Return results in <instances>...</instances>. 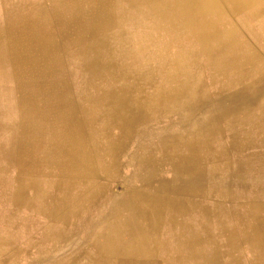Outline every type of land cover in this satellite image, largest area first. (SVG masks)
Wrapping results in <instances>:
<instances>
[{
    "label": "rangeland",
    "instance_id": "374dc122",
    "mask_svg": "<svg viewBox=\"0 0 264 264\" xmlns=\"http://www.w3.org/2000/svg\"><path fill=\"white\" fill-rule=\"evenodd\" d=\"M230 2L0 0V264H264V0Z\"/></svg>",
    "mask_w": 264,
    "mask_h": 264
},
{
    "label": "bare ground",
    "instance_id": "6f19581e",
    "mask_svg": "<svg viewBox=\"0 0 264 264\" xmlns=\"http://www.w3.org/2000/svg\"><path fill=\"white\" fill-rule=\"evenodd\" d=\"M93 1H95V0H93ZM105 1V0H104ZM114 1V0H113ZM160 0H152V2L154 3V5L155 6H160V7H163L164 9H166L168 12H170V10H173V9H180V10H183V11H190V12H192L194 15H196L197 17L198 16H208V15H211L212 13H214V14H217V15H228V14H230V11H228L227 9L228 8H226V6H225V1L226 0H172V2H165V3H158ZM228 1H231L232 3H233V5H234V9H235V11H236V8L237 9H239V10H242V9H245V8H247V7H250V6H252L253 4H255V3H257L258 2V0H228ZM99 2V1H98ZM230 2V3H231ZM102 3H104L103 1H102ZM110 4V3H109ZM228 4V3H227ZM91 5V4H90ZM104 6V5H103ZM229 6V5H228ZM93 7V6H92ZM91 7V8H92ZM96 7V6H95ZM109 8H110V6H108ZM94 8V7H93ZM97 8V7H96ZM101 8H102V6H101ZM97 9H99L100 10V8H97ZM4 10V9H3ZM108 10V9H107ZM232 10H233V8H232ZM93 11H95V10H93ZM106 10H104V12H105ZM110 11V10H109ZM95 12H99V11H95ZM107 12V11H106ZM189 12V13H190ZM102 13H103V11H102ZM236 13V12H235ZM90 14V13H89ZM89 14H88V16H89ZM95 14V13H94ZM109 14V13H108ZM23 16L24 15H22V18H23ZM26 17V16H25ZM90 17V16H89ZM258 17V16H257ZM86 18H84L83 20H85ZM109 19H112V18H110L109 17ZM115 19V18H114ZM18 20V19H17ZM81 21H82V19H80V23H81ZM189 22H192V19H190V20H188ZM22 22V21H21ZM85 22V21H84ZM90 23H92V24H104V21H102V19H100V18H97V19H94V20H91V21H89L88 22V24H90ZM28 28V27H27ZM137 30V29H136ZM33 32H35V31H33ZM37 32V31H36ZM35 32V33H36ZM30 34V33H29ZM144 34V33H143ZM38 35H40V34H38ZM14 37V36H13ZM218 38H220L221 40H223V39H226V38H229L230 37V35L227 33V34H225V35H220V36H217ZM33 38V37H32ZM108 38H109V36H108ZM36 39V38H35ZM50 40V39H49ZM48 40V41H49ZM71 40V39H70ZM134 40H135V38H134ZM5 41H7V40H5ZM38 41V40H37ZM51 41V40H50ZM54 41V40H53ZM112 42V41H111ZM30 43V42H29ZM48 43V42H47ZM94 43V42H93ZM16 44V43H15ZM75 44V43H74ZM97 44V43H96ZM118 44V43H117ZM152 44V43H151ZM110 45V44H109ZM2 46V45H1ZM0 46V47H1ZM39 46V45H38ZM74 46V45H73ZM93 46V45H92ZM102 46V45H101ZM105 46V45H104ZM136 46V45H135ZM6 47V46H5ZM18 47H19V45H18ZM30 47V46H29ZM35 47V46H34ZM44 47V46H43ZM100 47V46H99ZM152 46H150V48H151ZM7 48V47H6ZM3 49H4V47H3ZM24 49H26V48H24ZM55 49V48H54ZM60 49V48H59ZM64 49V48H63ZM100 49V48H99ZM109 49V48H108ZM26 50H28V49H26ZM34 50V49H33ZM57 50V49H56ZM61 50V49H60ZM111 50V49H110ZM146 50V49H145ZM9 51V50H8ZM54 51V50H53ZM148 51V50H147ZM26 52V51H25ZM36 52V51H35ZM40 52V51H39ZM52 52V51H51ZM62 52V51H61ZM64 52V51H63ZM27 53V52H26ZM28 53H30V54H32V52H28ZM58 53V52H57ZM86 53V52H85ZM94 53V52H93ZM109 53V52H108ZM13 54V53H12ZM87 54H90V53H87ZM122 54V53H121ZM157 54V53H156ZM3 55H5V54H2V56ZM69 55V54H68ZM81 55V54H80ZM82 55H83V53H82ZM97 55V54H96ZM95 55V56H96ZM105 55H106V53H105ZM11 56V55H10ZM32 56V55H31ZM57 56V55H56ZM87 56V55H86ZM94 56V55H93ZM65 57V56H64ZM68 57V56H67ZM81 57V56H80ZM88 57V56H87ZM117 57V56H116ZM135 57H136V55H135ZM140 57V56H139ZM5 58V57H4ZM11 58V57H10ZM89 58V57H88ZM112 58V57H111ZM45 59V58H44ZM48 59V58H47ZM46 59V60H47ZM57 59V58H56ZM113 59V58H112ZM111 59V60H112ZM14 60V59H13ZM67 60V59H66ZM77 60V59H76ZM75 60V61H76ZM144 60V59H143ZM36 61V60H35ZM53 61V60H52ZM183 61V60H182ZM12 62V61H11ZM10 62V63H11ZM44 62V61H43ZM83 62V61H82ZM115 62V61H114ZM10 63H8V64H10ZM50 63V62H49ZM76 63V62H75ZM12 64H13V62H12ZM32 64V63H31ZM35 64H36V62H35ZM78 64V63H77ZM46 65H48V64H46ZM153 65H154V63H153ZM44 66H45V64H44ZM48 66H50V65H48ZM47 66V67H48ZM55 66V65H54ZM81 66V65H80ZM29 67V66H28ZM59 67H61V66H59ZM77 67V66H76ZM82 67V66H81ZM160 67V66H159ZM46 68V67H45ZM50 68V67H49ZM123 68V67H122ZM126 68H128V67H126ZM37 69V68H36ZM78 69V68H77ZM121 69V68H120ZM49 70V69H48ZM51 70V69H50ZM50 70H49V72H50ZM81 70V69H80ZM116 70V69H115ZM56 71V70H55ZM171 71V70H170ZM52 72H53V69H52ZM57 72V71H56ZM118 72V71H117ZM206 72V71H205ZM207 73V72H206ZM73 74V73H72ZM101 74V73H100ZM106 74H107V72H106ZM117 74V73H116ZM108 75H109V73H108ZM104 76H106V75H104ZM110 76V75H109ZM113 77V76H112ZM75 78V77H74ZM108 78V77H107ZM73 79V78H72ZM166 79H167V77H166ZM66 80V79H65ZM128 80H130V79H128ZM155 80H156V78H155ZM170 80V79H169ZM73 81V80H72ZM141 81V80H140ZM150 81V80H149ZM160 81V80H159ZM158 81V82H159ZM164 81V80H163ZM39 82V81H38ZM41 82V81H40ZM50 82V81H49ZM54 82V81H53ZM74 82V81H73ZM113 82V81H112ZM117 82V81H116ZM128 82V81H127ZM126 82V83H127ZM139 82V81H138ZM145 82V81H144ZM206 82V81H205ZM257 82V81H256ZM31 83V82H30ZM33 83V82H32ZM56 83V82H55ZM66 82L64 81V82H62V84H65ZM258 83V82H257ZM24 84H25V82H24ZM28 84V83H27ZM36 84V83H35ZM46 84H48V82H46ZM54 84V83H53ZM69 84V82H67V85ZM73 84V83H72ZM140 84V83H139ZM31 86H32V84H30ZM41 85H43V83L41 84ZM70 85V84H69ZM114 85H116V84H114ZM120 85V84H119ZM27 86V85H26ZM35 86V85H34ZM44 86H45V84H44ZM141 86V85H140ZM139 86V87H140ZM217 86V85H216ZM51 87H54V86H51ZM50 87V88H51ZM79 87V86H78ZM113 87V86H112ZM168 87V86H167ZM49 88V87H48ZM71 88V87H70ZM109 88H111V87H109ZM138 88V87H137ZM48 90V89H47ZM57 90H58V88H57ZM128 90V89H127ZM44 91V90H43ZM43 91H41V92H43ZM46 91V90H45ZM44 91V92H45ZM74 91H75V89H74ZM205 91V90H204ZM254 91V90H253ZM58 92V91H57ZM59 93V92H58ZM63 93L64 92H62V95H63ZM29 94V93H28ZM174 94V93H173ZM172 94V95H173ZM177 94V93H176ZM179 94V93H178ZM209 94V93H208ZM58 95V94H57ZM61 95V96H62ZM213 95V94H212ZM56 96V95H55ZM166 96V95H165ZM251 96V95H250ZM35 97V96H34ZM48 97V96H47ZM65 97V96H64ZM117 97V96H116ZM49 98H52V99H55V97H54V95H50L49 96ZM57 98V97H56ZM67 98V97H66ZM166 98V97H165ZM121 99V98H120ZM40 101V100H39ZM68 101V100H67ZM121 101V100H120ZM22 102H24L25 104H34L35 102H37V101H35V99H32V97L30 96V95H26V96H24V98H23V100H22ZM43 102V101H42ZM44 103V102H43ZM62 103V102H61ZM69 103V102H68ZM67 103V104H68ZM174 103V102H173ZM20 105V104H19ZM26 105V106H27ZM30 106V105H29ZM28 106V107H29ZM126 106V105H125ZM123 108H125V107H123ZM158 108V107H157ZM20 109V108H19ZM30 109H31V107H30ZM66 109V108H65ZM97 109V108H96ZM58 110H59V107H58ZM63 110V109H62ZM61 110V111H62ZM70 110V109H69ZM133 110V109H132ZM39 111V110H38ZM60 111V110H59ZM34 112V111H33ZM65 112H66V110H65ZM97 112V111H96ZM121 112V111H120ZM123 112V111H122ZM149 112V111H148ZM60 113V112H59ZM62 113V112H61ZM72 113V112H71ZM177 113V112H176ZM192 113V112H191ZM36 114V113H35ZM39 114H40V112H39ZM63 114V117H64V113H62ZM144 114V113H143ZM5 115V114H4ZM13 115V114H12ZM71 115V114H70ZM195 115V114H194ZM95 116H97V115H95ZM193 116V115H192ZM16 117V116H15ZM21 117V116H20ZM59 117V116H58ZM66 118H67V114H66ZM97 118V117H96ZM105 118V117H104ZM191 118V117H190ZM215 118V117H214ZM5 119V118H4ZM21 119V118H20ZM137 119V118H136ZM161 119V118H160ZM105 120V119H104ZM103 120V121H104ZM189 120H191V119H189ZM19 121V120H18ZM64 121H65V119H64ZM91 121V120H90ZM141 121H143V120H141ZM66 122V121H65ZM137 122V121H136ZM100 123V122H99ZM140 123V122H139ZM139 123H137V124H139ZM201 123V122H200ZM27 124V123H26ZM105 124V123H104ZM157 124H159V123H157ZM73 125V124H72ZM97 125V124H96ZM69 126H70V124H69ZM105 126V125H104ZM26 127V126H25ZM60 127V126H59ZM68 127V126H67ZM103 127V126H102ZM61 128V127H60ZM70 128H71V126H70ZM73 128V127H72ZM74 128H75V126H74ZM105 128V127H104ZM191 128V127H190ZM59 129V128H58ZM68 129V128H67ZM209 129V128H208ZM61 130V129H60ZM101 130V129H100ZM132 130H134V129H132ZM217 130V129H216ZM56 131V130H55ZM63 131V130H62ZM65 131V130H64ZM77 131V130H76ZM75 131V132H76ZM99 131V130H98ZM67 132V131H66ZM101 132V131H100ZM100 132H99V134H100ZM196 132V131H195ZM215 132V131H214ZM213 132V133H214ZM65 133V132H64ZM104 133V132H103ZM108 133H110V132H108ZM132 133V132H131ZM217 133V132H216ZM215 133V134H216ZM221 133V132H220ZM72 134V133H71ZM179 134V133H178ZM9 135V134H8ZM76 135V134H75ZM78 135V134H77ZM110 135V134H109ZM184 135V134H183ZM101 136V135H100ZM108 136V135H107ZM111 136V135H110ZM131 136V135H130ZM68 137V136H67ZM111 138V137H110ZM109 138V139H110ZM61 139V138H60ZM59 139V140H60ZM106 139V138H105ZM168 139V138H167ZM58 140V139H57ZM103 140V139H102ZM129 140V139H128ZM81 141V140H80ZM106 141V140H105ZM108 141V140H107ZM161 141V140H160ZM172 141V140H171ZM61 142V141H60ZM63 142V141H62ZM109 142H110V140H109ZM79 144H81V143H79ZM106 144V143H105ZM122 144V143H121ZM128 144V143H127ZM175 144V143H174ZM58 145V144H57ZM57 145H55V146H57ZM64 145V144H63ZM110 145V144H109ZM172 145V144H171ZM68 146V145H67ZM119 146H120V144H119ZM118 146V147H119ZM125 146V145H124ZM20 147H21V145H20ZM60 147V146H59ZM70 147V146H69ZM121 147V146H120ZM82 148H83V146H82ZM116 148V147H115ZM190 148V147H189ZM23 149V148H22ZM61 149V148H60ZM78 149V148H77ZM84 149V148H83ZM97 149V148H96ZM156 149H157V147H156ZM186 149V148H185ZM193 149V148H192ZM58 150H59V148H58ZM75 150V149H74ZM102 150V149H101ZM108 150V149H107ZM106 150V151H107ZM119 150V149H118ZM223 150V149H222ZM228 150V149H227ZM77 151V150H76ZM217 151V150H216ZM66 152V151H65ZM124 152V151H123ZM107 153V152H106ZM112 153V152H111ZM84 154H85V152H84ZM108 154V153H107ZM116 154V153H115ZM184 154V153H183ZM65 155V154H64ZM71 155V154H70ZM191 155V154H190ZM63 156V155H62ZM66 156V155H65ZM188 156V155H187ZM80 157V156H79ZM84 157V156H83ZM137 158V157H136ZM141 158V157H140ZM139 158V159H140ZM150 158H152V157H150ZM192 157L190 156V159H191ZM198 158V157H197ZM74 159V158H73ZM76 159V158H75ZM81 159V158H80ZM116 159H117V156H116ZM142 159V158H141ZM193 159V158H192ZM202 159V158H201ZM174 160V159H173ZM176 160V159H175ZM181 160V159H180ZM186 160V159H185ZM143 161H145V160H143ZM210 161V160H209ZM65 162H67V160L65 161ZM138 162V161H137ZM149 162V161H148ZM159 162V161H158ZM182 162V161H181ZM199 162V161H198ZM229 162V161H228ZM228 162H226V163H228ZM80 163V162H79ZM86 163H87V161H86ZM119 163H120V160H119ZM122 163V162H121ZM146 163H147V161H146ZM200 163V162H199ZM198 163V164H199ZM158 164V163H157ZM175 164V163H174ZM183 164V163H182ZM191 164V163H190ZM189 164V165H190ZM193 164V163H192ZM224 164V163H223ZM86 165V164H85ZM84 165V166H85ZM145 165V164H144ZM156 165V164H155ZM185 165V164H184ZM188 165V166H189ZM226 165V164H225ZM228 165H229V163H228ZM116 166V165H115ZM183 166V165H182ZM187 166V165H186ZM195 166V165H194ZM221 166V165H220ZM65 167V166H64ZM67 167H69V166H67ZM83 167V166H82ZM81 167V168H82ZM118 167V166H117ZM153 167H154V165H153ZM217 167V166H216ZM78 168V167H77ZM80 168V167H79ZM185 168V167H184ZM64 169V168H63ZM85 169V168H84ZM118 169V168H117ZM120 169H121V167H120ZM156 169V168H155ZM200 169V168H199ZM203 169V168H202ZM180 170V169H179ZM185 170V169H184ZM184 170H182V171H184ZM206 170V169H205ZM89 172V171H88ZM204 172H206V171H204ZM210 177V176H209ZM137 178V177H136ZM203 178H204V176H203ZM204 179H206V178H204ZM207 179H208V177H207ZM206 179V180H207ZM216 178L214 177V180H215ZM149 180V179H148ZM169 181V180H168ZM202 181V180H201ZM149 183V182H148ZM170 183V182H169ZM177 183H178V181H177ZM192 183V182H191ZM194 183H197V182H194ZM202 183V182H201ZM173 184V183H172ZM171 184V185H172ZM216 184V183H215ZM143 185V184H142ZM145 185V184H144ZM174 185V184H173ZM176 185H178V184H176ZM176 185H174V187L176 186ZM180 185V184H179ZM212 185V184H211ZM223 185V184H222ZM22 188H23V186H21ZM168 188V187H167ZM225 188V187H224ZM170 189V188H169ZM196 190V189H195ZM205 190V189H204ZM13 191V190H12ZM21 191H23V190H21ZM154 191V190H153ZM191 191V190H190ZM219 192H220V190H219ZM20 193L21 192H19V195H20ZM147 193V192H146ZM163 193V192H162ZM181 193V192H180ZM216 193V192H215ZM142 194V193H141ZM149 194V193H148ZM161 194V193H160ZM159 194V195H160ZM201 194H203V193H201ZM220 194H222V193H220ZM13 195V194H12ZM158 195V196H159ZM186 195V194H185ZM207 195V194H206ZM149 196V195H148ZM189 196V195H188ZM191 196V195H190ZM195 197H196V195H194ZM225 197V196H224ZM157 198V197H156ZM203 198V197H202ZM106 199V198H105ZM104 199V200H105ZM186 199V198H185ZM189 199V198H188ZM191 199V198H190ZM222 200H224V199H222ZM226 200V199H225ZM115 201V200H114ZM158 202H159V200H158ZM105 205H106V203H105ZM140 205V204H139ZM160 205V204H159ZM224 207V206H223ZM143 209V208H142ZM138 212H141V211H138ZM140 214V213H139ZM104 215V214H103ZM102 217V216H101ZM157 217H158V214H157ZM99 218V217H98ZM143 218H144V216H143ZM146 218V217H145ZM89 220V219H88ZM100 220H102V219H100ZM99 220V221H100ZM151 220H152V218H151ZM157 220V219H156ZM153 221V220H152ZM96 222V221H95ZM148 223V222H147ZM152 224V223H151ZM160 224H161V222H160ZM149 227V226H148ZM156 227H157V225H156ZM156 229V228H155ZM151 230V229H150ZM191 230V229H190ZM157 231V230H156ZM176 231V230H175ZM160 235V234H159ZM190 235V234H189ZM186 236V235H185ZM190 237H191V235H190ZM148 238V237H147ZM174 239V238H173ZM179 246V245H178ZM193 246V245H192ZM156 246H154V248H155ZM176 248V247H175ZM178 248V247H177ZM92 250V249H91ZM187 250H188V248H187ZM131 251H136L135 253H137V254H139V255H141L142 257H145V258H147V259H151V260H153L154 258H153V253L151 252V251H148V250H136V249H132L131 248V246H128V248H126V249H123V252L122 251H120V253H118V254H120L121 256H123V255H125V254H127V253H129V252H131ZM175 251H177V250H175ZM191 251V250H190ZM189 252V251H188ZM156 253V252H155ZM178 253H179V251H178ZM108 254L109 255H112V254H115V255H117V251L115 252L114 250H113V248H111L110 249V251H108ZM165 254V253H164ZM188 254V253H187ZM163 255V254H162ZM178 255V254H177ZM163 257H165V256H163ZM189 257H193V256H189ZM91 258H93V257H91ZM139 260V259H138ZM142 260H144V259H142ZM146 260V259H145ZM155 260V259H154ZM99 261V260H98ZM124 262V261H123ZM133 262V261H132ZM135 262H137V261H135ZM141 262V261H140ZM95 263V262H94ZM151 263H153V262H151ZM130 264H131V262H130ZM142 264V263H141Z\"/></svg>",
    "mask_w": 264,
    "mask_h": 264
},
{
    "label": "crops",
    "instance_id": "0c3cea01",
    "mask_svg": "<svg viewBox=\"0 0 264 264\" xmlns=\"http://www.w3.org/2000/svg\"><path fill=\"white\" fill-rule=\"evenodd\" d=\"M107 252H108V251H107ZM122 252H123V250H122ZM118 253H120V251H117V254H118ZM148 260H149L150 262H153V263L155 262V261H152L151 259H148Z\"/></svg>",
    "mask_w": 264,
    "mask_h": 264
}]
</instances>
